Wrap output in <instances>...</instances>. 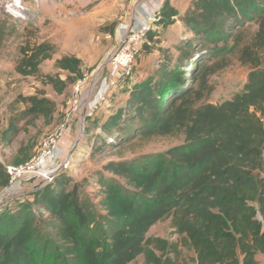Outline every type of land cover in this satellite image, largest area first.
Masks as SVG:
<instances>
[{"label":"trees","instance_id":"1","mask_svg":"<svg viewBox=\"0 0 264 264\" xmlns=\"http://www.w3.org/2000/svg\"><path fill=\"white\" fill-rule=\"evenodd\" d=\"M158 16L140 53L160 57L146 78L130 84L123 106L102 119L101 131L111 137L95 138L90 155L120 152L136 139L181 135L184 142L108 161L92 181L61 171L31 201L0 209V264H131L140 256L145 264H182L181 249L192 251L189 264H257L264 253V0H189L181 15L166 0ZM174 18L183 38L150 47L158 27ZM249 24L257 27L251 36ZM229 42L249 68L242 92L216 106L201 104L212 91L208 78L229 65ZM53 55L47 42L23 47L15 71L61 95L80 78V61L55 60L64 78L41 74ZM23 103L29 125L55 111L42 94ZM17 132L10 125L3 141ZM92 184L114 212L102 214L99 195L86 189ZM131 184L138 189H127ZM7 185L0 165V189ZM164 219L176 240L147 236Z\"/></svg>","mask_w":264,"mask_h":264},{"label":"rangeland","instance_id":"2","mask_svg":"<svg viewBox=\"0 0 264 264\" xmlns=\"http://www.w3.org/2000/svg\"><path fill=\"white\" fill-rule=\"evenodd\" d=\"M160 1L163 4L166 0ZM134 5L136 1L130 0H0V165L4 169L29 162L43 140L64 121L68 113L72 112L71 102L74 99L73 85H69L63 94L57 95L39 78L23 77L17 74L15 67L21 58V49L43 42L50 43L54 46V55L51 60L41 63L39 66L41 74L60 75L64 78L66 74L57 70L54 62L58 58L69 56L79 59L80 77L89 75L93 79L104 68L116 45L117 36L119 38L121 29H124L121 24L128 23ZM183 29L181 25H177L170 30V34L166 35L169 44L183 38ZM256 29L254 24H249L247 35H253ZM157 32L159 33L157 37L149 42L150 47L155 46V41L161 43L159 38L163 33L161 27L157 29ZM172 52L176 51L172 49ZM224 55L229 60V65L208 78L212 91L201 104L216 106L242 92L249 68L239 63L237 50L232 47V42L227 45ZM159 57V52L152 50L151 53H147L143 49L135 62L132 79L120 83L115 91H111L107 103L102 105L93 117L85 119L81 133L77 123L78 116L74 114L69 119L67 136L60 141L59 147L64 152L62 158L68 155L69 166L63 171L73 180L80 181L85 178L92 181L94 173L101 171L102 166L108 161L163 153L184 142V137L181 135L148 140L136 139L120 152L112 150L90 155L92 144L98 141L96 139L111 137L108 133L101 131L102 119L109 112L123 106L126 91L132 81L136 80V73L140 72L143 78H146L145 75L152 71ZM103 75L104 73L100 75L97 82L103 79ZM89 85L91 80L87 86ZM98 87L99 84L96 85V89ZM102 90H105L104 86ZM83 92L86 93V91ZM96 93L97 91L94 90L88 95L85 109L92 107L90 104L96 100L98 96ZM35 94H42L53 101L55 111L50 120L40 119L33 125H29L22 119V112L27 107L23 99ZM10 125H15L18 132L12 138L10 135V139L3 141L4 133ZM39 186L41 183L38 180L24 177L12 189H0V200L3 203L1 208H13L17 199L31 201ZM126 188L137 190L138 186L131 184ZM86 189L94 195L100 194L98 187L94 184ZM95 201H102V214L115 211L104 194L99 195ZM147 236L169 241L177 239L169 219H164L152 226ZM192 257L190 249H181L180 263L189 264ZM131 264L145 263L140 256Z\"/></svg>","mask_w":264,"mask_h":264},{"label":"built area","instance_id":"3","mask_svg":"<svg viewBox=\"0 0 264 264\" xmlns=\"http://www.w3.org/2000/svg\"><path fill=\"white\" fill-rule=\"evenodd\" d=\"M136 1V0H130ZM162 3H157L154 10L146 18L145 22L139 27L134 26L136 21L135 10L132 11L131 17L127 24L122 23L124 29H121V35L117 36L116 45L111 51L104 68L93 79L89 75H82L72 87L73 100L71 102L72 112L66 115L64 121L40 144L34 157L27 163L19 166H8L5 168L8 176V185L5 187L10 190L16 186L17 182L24 177H30L32 180H38L42 185L50 183L54 177L69 166L68 155L62 158L63 151L59 147V143L67 136L69 127V119L75 114L78 116L77 123L79 132L84 129L85 119L93 117L96 111L107 103L108 96L111 91L118 87L120 83L131 79L136 58L138 57L142 46L145 42L146 34L155 29L159 20V11ZM136 7V5H135ZM136 24V23H135ZM104 73L101 81H98L100 75ZM91 85L87 86L90 83ZM105 90L98 92L96 85L100 83ZM85 89V90H84ZM97 91V98L92 101L88 110L85 109L88 95ZM83 91H86L84 93ZM40 187V186H39ZM3 188V189H5ZM3 205L0 200V209ZM261 227L264 230V221L259 219Z\"/></svg>","mask_w":264,"mask_h":264},{"label":"crops","instance_id":"4","mask_svg":"<svg viewBox=\"0 0 264 264\" xmlns=\"http://www.w3.org/2000/svg\"><path fill=\"white\" fill-rule=\"evenodd\" d=\"M188 1L189 0H182V1L181 0H168L169 5L174 10H176V12L179 15H181L184 12V10L186 9ZM158 2L161 3L160 0H136V7L134 5V7L132 8V10H135V13H136V21L134 22V26L139 27L142 23H144L146 18L149 16V14L153 12L154 6ZM174 20H175L174 24L169 25L166 28L161 27L163 33L159 37L161 39L160 45L167 46L169 44V42H168L169 40H168V37L166 35L170 34L171 29L175 28L177 25H181L175 18H174ZM158 28H160V26ZM137 67H139V66H137ZM145 76H147V75H145ZM141 79H143L142 74L140 72H137L136 73V80H134L132 82H137ZM98 84H99V87L96 90L98 92L103 91L102 90L103 86H102L101 82ZM256 262H257V264H264V253L258 254L256 256Z\"/></svg>","mask_w":264,"mask_h":264}]
</instances>
